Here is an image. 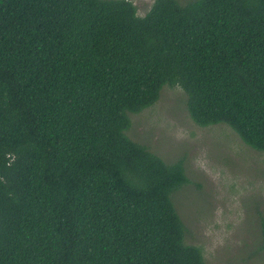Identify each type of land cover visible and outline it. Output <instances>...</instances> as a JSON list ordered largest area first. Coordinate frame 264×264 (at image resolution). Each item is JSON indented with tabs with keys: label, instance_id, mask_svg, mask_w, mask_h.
Instances as JSON below:
<instances>
[{
	"label": "trees",
	"instance_id": "1",
	"mask_svg": "<svg viewBox=\"0 0 264 264\" xmlns=\"http://www.w3.org/2000/svg\"><path fill=\"white\" fill-rule=\"evenodd\" d=\"M164 86L264 153V0H0V264H205L125 135Z\"/></svg>",
	"mask_w": 264,
	"mask_h": 264
},
{
	"label": "rangeland",
	"instance_id": "2",
	"mask_svg": "<svg viewBox=\"0 0 264 264\" xmlns=\"http://www.w3.org/2000/svg\"><path fill=\"white\" fill-rule=\"evenodd\" d=\"M128 1L140 17L154 2ZM129 120L131 141L167 164L183 161L189 183L172 203L184 242L201 248L205 264H264V153L224 125H195L178 86H164L154 105Z\"/></svg>",
	"mask_w": 264,
	"mask_h": 264
}]
</instances>
